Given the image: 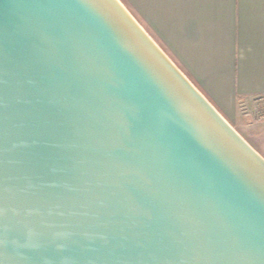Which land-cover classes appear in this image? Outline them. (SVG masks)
<instances>
[{"label":"water","instance_id":"obj_1","mask_svg":"<svg viewBox=\"0 0 264 264\" xmlns=\"http://www.w3.org/2000/svg\"><path fill=\"white\" fill-rule=\"evenodd\" d=\"M0 264H264V156L122 0H0Z\"/></svg>","mask_w":264,"mask_h":264},{"label":"crops","instance_id":"obj_2","mask_svg":"<svg viewBox=\"0 0 264 264\" xmlns=\"http://www.w3.org/2000/svg\"><path fill=\"white\" fill-rule=\"evenodd\" d=\"M138 11L217 109L264 99V0H138Z\"/></svg>","mask_w":264,"mask_h":264},{"label":"rangeland","instance_id":"obj_3","mask_svg":"<svg viewBox=\"0 0 264 264\" xmlns=\"http://www.w3.org/2000/svg\"><path fill=\"white\" fill-rule=\"evenodd\" d=\"M122 2L139 19L138 0H122ZM218 109L264 156V99L240 102L236 105H221L218 106Z\"/></svg>","mask_w":264,"mask_h":264}]
</instances>
